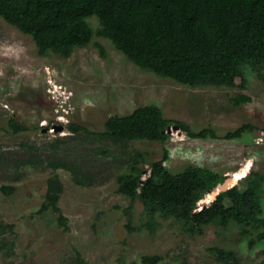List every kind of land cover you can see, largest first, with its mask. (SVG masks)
Wrapping results in <instances>:
<instances>
[{
	"label": "rangeland",
	"instance_id": "obj_1",
	"mask_svg": "<svg viewBox=\"0 0 264 264\" xmlns=\"http://www.w3.org/2000/svg\"><path fill=\"white\" fill-rule=\"evenodd\" d=\"M88 21L97 27L95 17ZM245 76L244 88L189 87L136 67L98 36L68 57L41 56L29 35L0 18V222L12 225L0 232V264H147L143 255H160L155 264H233L208 249L213 246L233 248L240 264H264V240L248 247L233 226L191 234L171 218H148L138 200L126 212L131 201L116 191V177L135 150L149 160L167 154L172 172L191 162L229 177L247 163L264 172V77L249 68ZM241 93L251 100L232 104ZM147 103L194 130L209 126L224 135L243 124L252 129L239 138L198 139L170 125L163 143H115L68 128L77 123L100 131L108 116ZM10 119L27 128L13 131ZM70 168L84 183L72 179ZM52 174L63 183L62 218L39 211ZM235 184L246 187L242 178Z\"/></svg>",
	"mask_w": 264,
	"mask_h": 264
},
{
	"label": "trees",
	"instance_id": "obj_2",
	"mask_svg": "<svg viewBox=\"0 0 264 264\" xmlns=\"http://www.w3.org/2000/svg\"><path fill=\"white\" fill-rule=\"evenodd\" d=\"M92 17L97 21L95 29L88 21ZM0 18L29 35L41 56L52 52L68 57L98 36L107 39L136 67L193 88H244L246 68L264 77V0H0ZM95 44L104 54L103 45ZM249 100L251 97L243 93L230 98L236 106ZM170 125L198 139L239 138L252 129L250 124H243L224 135L209 126L194 130L180 120L165 117L155 103L108 116L100 131L77 123L68 124V128L115 143H163ZM9 126L15 132L27 128L13 119ZM166 159L167 154L158 160H149L137 150L129 154L116 177V191L131 201L126 212L138 200L148 218H171L191 234H202L209 225L233 226L239 232L237 239L248 247L264 240V172L250 166L242 177L245 189L231 185L199 206L198 202L223 184L228 174L196 162L172 172L163 164ZM70 169L72 179L84 183L78 171ZM2 188L14 190L12 186ZM62 192L59 176H48L39 211L50 210L62 218ZM9 228L11 224L0 222V232ZM208 249L220 259L240 264L233 248ZM142 258L147 264L162 259L160 255Z\"/></svg>",
	"mask_w": 264,
	"mask_h": 264
},
{
	"label": "bare ground",
	"instance_id": "obj_3",
	"mask_svg": "<svg viewBox=\"0 0 264 264\" xmlns=\"http://www.w3.org/2000/svg\"><path fill=\"white\" fill-rule=\"evenodd\" d=\"M249 163H247V165H245V167H243L242 169H240L239 171H237L234 175H233V177H232V179H231V181L228 183H225L224 185H222V186H225V187H229V186H231V185H234L235 183H236V181H238L240 178H242L243 177V175H244V173H247V171H248V169H249ZM221 185H219V186H217L216 188H215V191H219L220 189H221V187H222ZM215 194V193H214ZM209 197V199H210V195H209V193L207 194ZM204 198H202L201 199V201L203 200ZM208 200V199H207ZM209 201V200H208ZM202 204V203H201Z\"/></svg>",
	"mask_w": 264,
	"mask_h": 264
},
{
	"label": "water",
	"instance_id": "obj_4",
	"mask_svg": "<svg viewBox=\"0 0 264 264\" xmlns=\"http://www.w3.org/2000/svg\"><path fill=\"white\" fill-rule=\"evenodd\" d=\"M174 128L176 129V128H178V126L174 125ZM168 129H169V128H168ZM231 179H232V177H227L226 180H225V182H230ZM226 188H228V187L222 186L220 190H222V189H226Z\"/></svg>",
	"mask_w": 264,
	"mask_h": 264
},
{
	"label": "clouds",
	"instance_id": "obj_5",
	"mask_svg": "<svg viewBox=\"0 0 264 264\" xmlns=\"http://www.w3.org/2000/svg\"><path fill=\"white\" fill-rule=\"evenodd\" d=\"M62 114V113H61ZM163 164L166 166L165 162H163ZM250 170V169H249ZM247 173H244L243 177L246 175ZM230 187V186H229ZM218 193V192H217Z\"/></svg>",
	"mask_w": 264,
	"mask_h": 264
}]
</instances>
